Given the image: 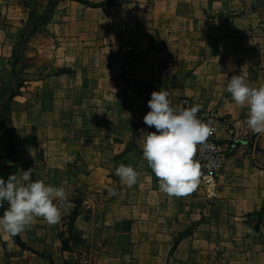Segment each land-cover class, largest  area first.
Here are the masks:
<instances>
[{
	"label": "crops",
	"instance_id": "0c3cea01",
	"mask_svg": "<svg viewBox=\"0 0 264 264\" xmlns=\"http://www.w3.org/2000/svg\"><path fill=\"white\" fill-rule=\"evenodd\" d=\"M91 12L100 15L97 25L102 28L107 11ZM136 13L105 19L111 20L110 29L134 31L133 41L118 36L116 46H143L142 54L130 53L146 63L143 73L134 72L132 83L122 72L124 57L112 52L93 64L90 54L84 56L91 60L84 68L36 76V81H23L6 97L16 78L8 69L6 54L0 53V174L16 166L19 181L21 172L32 168L33 181L64 187L70 201L56 202L66 213L55 225L36 218L18 235L0 232V264H146V260L156 264L164 251L192 246L188 234L182 236L187 227L186 195L162 193L142 156L144 133L156 131L143 122L150 111L147 102L161 88L169 93L171 106H181L182 99L198 104L217 126L247 117V108L236 106L225 89L233 75L253 87L264 85V33L254 34L256 25L249 21L244 23L248 32L237 35L217 19L200 24L191 20L190 38L171 34L166 40V56L173 67L165 78L172 82L162 87V76L150 64L156 33ZM83 24L88 29L90 22L84 19ZM211 31L212 35L202 36ZM100 44L105 45V39ZM183 67L189 70L180 72ZM9 136L16 147V164L7 151ZM120 164L131 165L138 173L131 188L115 175ZM109 189H115L116 195L110 196ZM7 207L6 203L4 211ZM69 214L70 225L63 220ZM174 235L179 238L172 246ZM245 264L253 262L246 258Z\"/></svg>",
	"mask_w": 264,
	"mask_h": 264
},
{
	"label": "rangeland",
	"instance_id": "374dc122",
	"mask_svg": "<svg viewBox=\"0 0 264 264\" xmlns=\"http://www.w3.org/2000/svg\"><path fill=\"white\" fill-rule=\"evenodd\" d=\"M98 8L107 11L103 16L106 25L102 28L97 25L100 15L91 12ZM196 8L199 11L194 12ZM125 12H138L140 21L151 23L147 27L156 33L150 64L162 76L159 82L162 87L172 82L165 78L173 67L170 57L166 56V40L171 34L185 40L190 38L191 20L200 24V21L217 19L237 35L248 32L244 23L249 21L256 25L254 34L264 33V0H0V43L4 44L0 46V53L6 54L8 69L16 78L8 87L6 97L23 81H36V76L40 79L48 73L84 68L86 63H91L84 56L90 54L94 55L93 64L101 55L112 52L124 57L126 65L122 72L132 83L134 72L143 73L146 66L136 56L143 53V46H116L118 36L127 42L133 41L134 31L129 27L125 31L110 29L107 23L111 20H105L117 19ZM84 19L90 22L88 29ZM102 38L105 45L100 44ZM133 51L135 56L130 54ZM187 70L183 67L179 71L186 73ZM2 112L0 107V116ZM246 119L225 121V125L217 126L209 118L214 129L211 147H197L195 159L201 166L200 181L196 184L197 190L190 191L184 200L187 227L182 236L188 234L187 240L192 246L178 252L164 251L155 260L156 264H245L246 258L253 264H262L260 259L264 262V134L252 133ZM7 151L11 157L10 147ZM12 167L8 166L0 178L7 180ZM60 207L65 214L63 206ZM70 218V214L65 216L64 223L70 225ZM255 220L259 221V231L255 230ZM174 236L172 246L179 238Z\"/></svg>",
	"mask_w": 264,
	"mask_h": 264
},
{
	"label": "clouds",
	"instance_id": "9594fccd",
	"mask_svg": "<svg viewBox=\"0 0 264 264\" xmlns=\"http://www.w3.org/2000/svg\"><path fill=\"white\" fill-rule=\"evenodd\" d=\"M232 102L247 108V128L254 134H264V85L253 87L240 75H233L225 89ZM150 111L143 116L146 126L155 132H145L142 156L158 179L159 190L169 197H181L192 191L198 183L200 164L195 159L197 147L210 148L208 138L214 129L211 122L197 117L200 105L189 108L171 106L167 91H153L147 102ZM34 169L0 178V206L8 207L0 215V232L15 236L43 218L48 225L59 223L62 218L60 204L70 203L64 187L31 179ZM115 175L127 187L137 183L138 173L131 165L120 164ZM109 195H116L109 189Z\"/></svg>",
	"mask_w": 264,
	"mask_h": 264
},
{
	"label": "trees",
	"instance_id": "16d2710c",
	"mask_svg": "<svg viewBox=\"0 0 264 264\" xmlns=\"http://www.w3.org/2000/svg\"><path fill=\"white\" fill-rule=\"evenodd\" d=\"M9 143H10L9 147L12 150V154L14 156V161H15V164H16V162H17V159H16V147H15V144L13 142V137L12 136H9ZM11 169H12V171H11L10 175H12V174L15 175L16 166H13ZM5 205H6V202L3 204V206H0V215L3 214ZM257 217H258V220H261V216L259 217V215H257ZM258 220L257 221L255 220V222H254V224H255L254 227H255L256 231L260 230V225H259V221ZM64 247H67V245L65 246V244H64Z\"/></svg>",
	"mask_w": 264,
	"mask_h": 264
},
{
	"label": "built area",
	"instance_id": "2783aa9c",
	"mask_svg": "<svg viewBox=\"0 0 264 264\" xmlns=\"http://www.w3.org/2000/svg\"><path fill=\"white\" fill-rule=\"evenodd\" d=\"M179 104L181 105V107H184V108H189V107L193 106V105L188 104L187 101H186L185 99L180 100V103H179ZM197 117H198L201 121H203V122H205V123H208V122H209V118H208V116H206V115L204 114V112H203L201 109H200V111L197 113ZM211 127H212V125H211ZM212 128H213V127H212ZM213 133H214V132H213ZM212 137H213V134L208 138V140H207V144L210 143ZM198 147H200V146H198Z\"/></svg>",
	"mask_w": 264,
	"mask_h": 264
}]
</instances>
